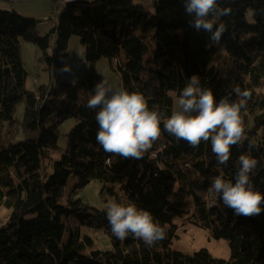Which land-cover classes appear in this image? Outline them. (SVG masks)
Returning a JSON list of instances; mask_svg holds the SVG:
<instances>
[{"label": "trees", "instance_id": "trees-1", "mask_svg": "<svg viewBox=\"0 0 264 264\" xmlns=\"http://www.w3.org/2000/svg\"><path fill=\"white\" fill-rule=\"evenodd\" d=\"M219 6L232 12L216 17V24L227 29L218 44L189 26L183 0H158L152 14L133 0L69 4L44 37L35 33L36 20L0 11V170L11 173L0 179V210L10 212L0 222V264H264V212L236 216L220 196L213 202L207 195L211 178L221 172L235 183L241 154L257 159L251 183L264 193V0H219ZM74 36L81 38L89 61L115 62L122 87L143 93L149 108L165 117L171 115L172 93L179 96L193 75L217 100L225 95L236 100L232 89L237 85L247 89L251 97L241 111L246 139L231 148L223 166L217 165L210 142L192 148L163 124L142 159L106 153L96 142L98 109L87 107L100 75L62 71L69 69ZM20 39L42 51L50 72L49 84L36 92L26 89ZM69 119L76 125L61 147V128ZM52 151L59 159L51 161ZM71 179L76 184L66 193ZM96 181L118 189L117 202L149 210L165 227V238L146 246L132 235L115 237L106 211L93 214L77 197ZM178 220L225 239L230 259L214 258L206 249L193 255L173 249ZM86 230L103 232L111 248L98 246Z\"/></svg>", "mask_w": 264, "mask_h": 264}, {"label": "clouds", "instance_id": "clouds-1", "mask_svg": "<svg viewBox=\"0 0 264 264\" xmlns=\"http://www.w3.org/2000/svg\"><path fill=\"white\" fill-rule=\"evenodd\" d=\"M189 26L198 32L210 34L217 44L227 31L223 23L216 24V17L231 15L232 9L219 6V0H183ZM62 71H70L65 68ZM237 96L225 95L217 100L210 88L200 87V78H188L185 87L175 99L171 115L165 117L157 109L149 108L148 101L139 91L113 87L102 79L90 93L87 107L98 109L96 142L109 154L125 159H142L161 136L163 129L177 140L186 141L192 148L201 142H210L218 166L226 165L231 148L245 139L241 111L250 99L247 89L237 85L232 89ZM252 143L249 142L251 148ZM235 183L225 180L223 173L211 178L207 195L220 196L224 205L236 216L253 217L264 212V193L256 190L250 174L258 161L249 154H241ZM106 219L112 234L124 240L129 235L152 246L165 238L166 230L149 210L140 209L135 203L110 199L104 205Z\"/></svg>", "mask_w": 264, "mask_h": 264}, {"label": "rangeland", "instance_id": "rangeland-1", "mask_svg": "<svg viewBox=\"0 0 264 264\" xmlns=\"http://www.w3.org/2000/svg\"><path fill=\"white\" fill-rule=\"evenodd\" d=\"M134 1V0H133ZM142 0H135L141 2ZM93 2L92 0H83L82 2ZM151 6L141 7L149 14L154 12V4L158 0H149ZM76 3V2H75ZM73 3V4H75ZM60 9V8H59ZM0 11L15 13L20 17L36 20L38 26L35 33L41 37H44L46 33L51 29L52 23H45V18H51L54 14L53 1L51 0H0ZM61 13L63 8L60 9ZM60 13V14H61ZM60 16V15H59ZM49 22V19H48ZM59 20H56V25ZM21 55L25 70L28 73L26 80V89L31 92H36L37 89L43 85H48L50 82V72L47 70L46 62L42 61V51L32 42L20 39ZM50 53H52L50 51ZM66 65L71 69L72 73L76 77H91L94 73L100 75L95 80V85L102 79H107L113 87H122L119 75L113 70L116 63H111L107 58H101L95 64L89 61L86 57V49L81 42V38L74 36L71 39L68 48V56L66 59ZM173 99L178 98L177 93H172ZM24 104H20L17 109V118L19 121L23 120ZM76 125V120L69 119L61 128L63 136L60 139L59 145L64 147L66 145V136ZM15 132V131H14ZM19 130H16V133ZM51 161L59 159V153L57 151L51 152ZM45 165L49 168L50 161H45ZM45 166V167H46ZM47 168V174L50 173V169ZM11 173L8 170H0V179L3 177L9 178ZM76 184L75 179H71L67 186L66 193L72 191ZM119 190L113 188L110 184L100 183L98 181L92 182L88 187L79 192L78 198L88 203L91 207L93 214L105 212L104 205L110 199H117ZM10 212L6 209L0 210V222L3 223L7 220ZM71 225L75 223L74 220L70 221ZM177 224L180 226L178 230V239L173 243V249L185 254H195L202 249H206L214 258L229 260L230 249L228 242L225 239H214L211 234L193 225L187 220H178ZM92 235L98 246H104L105 249H110V241L108 237L101 231L86 230Z\"/></svg>", "mask_w": 264, "mask_h": 264}, {"label": "bare ground", "instance_id": "bare-ground-1", "mask_svg": "<svg viewBox=\"0 0 264 264\" xmlns=\"http://www.w3.org/2000/svg\"><path fill=\"white\" fill-rule=\"evenodd\" d=\"M82 1L83 0H63V1H61V4L57 8L54 6V3H53L54 14H53V16L51 18L46 17L44 22L47 23V24H51L52 23V27L55 26L56 25V20L57 19L59 20V17H60L59 15L61 13V11H60L61 8H63V10H64L67 5L73 4L75 2L79 3V2H82ZM136 3H138V2H136ZM134 4H135V1H134ZM135 5L138 6V7H144L141 4H139V3L135 4ZM48 19H49V22H48ZM52 40H54V37L52 38ZM72 191H73V189H72Z\"/></svg>", "mask_w": 264, "mask_h": 264}, {"label": "crops", "instance_id": "crops-1", "mask_svg": "<svg viewBox=\"0 0 264 264\" xmlns=\"http://www.w3.org/2000/svg\"><path fill=\"white\" fill-rule=\"evenodd\" d=\"M138 3L141 4L142 6H151V3L149 2V0H142L141 2H138Z\"/></svg>", "mask_w": 264, "mask_h": 264}, {"label": "built area", "instance_id": "built-area-1", "mask_svg": "<svg viewBox=\"0 0 264 264\" xmlns=\"http://www.w3.org/2000/svg\"><path fill=\"white\" fill-rule=\"evenodd\" d=\"M51 1H53L54 6L57 8L61 4V1L63 0H51Z\"/></svg>", "mask_w": 264, "mask_h": 264}]
</instances>
